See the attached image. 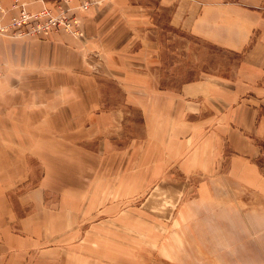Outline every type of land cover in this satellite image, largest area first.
Instances as JSON below:
<instances>
[{"label": "crops", "instance_id": "crops-1", "mask_svg": "<svg viewBox=\"0 0 264 264\" xmlns=\"http://www.w3.org/2000/svg\"><path fill=\"white\" fill-rule=\"evenodd\" d=\"M67 1L0 0L4 25L21 9L45 7L79 20L78 35L0 36L1 53H21L22 76L39 61L45 76L90 82L67 86L78 97L57 96L50 116L46 85L32 116V87L11 83L17 71L0 84V264H144L143 233L112 228L130 209L139 220L128 199L137 207L143 190L175 188V174L256 181L257 143L264 139V0H102L86 10V0ZM162 16L173 31L236 56L233 71H201L177 87L162 85ZM101 80L116 96L104 95ZM68 107L78 110L71 112L70 148L61 128ZM131 110L139 114L138 133L127 128ZM38 140L45 146L39 151Z\"/></svg>", "mask_w": 264, "mask_h": 264}, {"label": "rangeland", "instance_id": "rangeland-1", "mask_svg": "<svg viewBox=\"0 0 264 264\" xmlns=\"http://www.w3.org/2000/svg\"><path fill=\"white\" fill-rule=\"evenodd\" d=\"M160 21L163 45L160 65L164 73L162 85L177 87L184 81L196 79L201 71L223 76H228L233 71L237 63L236 56L194 42L188 36L173 31L167 27L165 16ZM4 48L5 54L0 52V69H5L0 73V84L7 85V74L15 69L17 75L11 83L17 87L24 84L32 87V116L38 112L35 102L39 100L41 85L47 86V116H50L55 112L51 109V102L57 96L63 94L65 102L78 97V94L73 96L72 93L65 92L67 86L87 87L90 83L87 78L51 75L52 73L45 76L40 71L45 66H40L39 61H34L31 66L27 65V70H31V73L24 77L20 73L24 69L21 53L15 52L12 56L9 53L12 52L11 48ZM34 54L40 55L39 51ZM46 67L52 68L50 64ZM101 83L105 86L104 95L116 96L117 91L111 82L101 80ZM60 86L63 87V93H60ZM80 95L87 94L80 92ZM21 99L23 100V96ZM73 111L78 112L69 107L64 109V124L61 125L64 132L63 144L68 148L72 143ZM128 118L130 125L127 128L132 126L133 131L138 133L140 120L137 111H129ZM39 124L40 121L32 124L36 132L42 128ZM53 135L49 134V149L55 148V144L50 141L55 140L56 134ZM128 135L133 134L127 129V137ZM34 145L37 151L45 148L43 141L33 142ZM257 145L260 154L254 161L259 174L255 182L226 173L214 174L212 177L207 176L208 174H195L190 179H180L178 176L181 175L175 174V188L158 189L151 186L135 199L137 207L133 198L128 199L127 208L139 209V220H134L135 213L130 209L125 219L112 226L113 230L120 229L119 231L129 232V235L130 232L143 233L146 256L144 264H264V139ZM38 164L39 161L33 158V168ZM144 175L146 178L147 175ZM165 175L171 177L168 173ZM150 179L151 176L148 175L146 180Z\"/></svg>", "mask_w": 264, "mask_h": 264}, {"label": "built area", "instance_id": "built-area-1", "mask_svg": "<svg viewBox=\"0 0 264 264\" xmlns=\"http://www.w3.org/2000/svg\"><path fill=\"white\" fill-rule=\"evenodd\" d=\"M68 2L60 0V2ZM102 0H86L81 8L86 10ZM66 32L79 34V20L62 8L54 12L50 8H42L37 12H27L21 9L13 16L8 24L0 23V35L8 38H22L26 36H45L50 32Z\"/></svg>", "mask_w": 264, "mask_h": 264}]
</instances>
